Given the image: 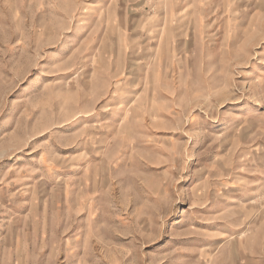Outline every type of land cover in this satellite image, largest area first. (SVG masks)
<instances>
[{
	"label": "rangeland",
	"instance_id": "rangeland-1",
	"mask_svg": "<svg viewBox=\"0 0 264 264\" xmlns=\"http://www.w3.org/2000/svg\"><path fill=\"white\" fill-rule=\"evenodd\" d=\"M0 264H264V0H0Z\"/></svg>",
	"mask_w": 264,
	"mask_h": 264
}]
</instances>
